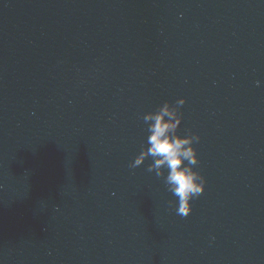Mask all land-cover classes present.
I'll use <instances>...</instances> for the list:
<instances>
[{"label":"water","instance_id":"obj_1","mask_svg":"<svg viewBox=\"0 0 264 264\" xmlns=\"http://www.w3.org/2000/svg\"><path fill=\"white\" fill-rule=\"evenodd\" d=\"M180 97L187 216L129 166ZM0 264H264V0H0Z\"/></svg>","mask_w":264,"mask_h":264},{"label":"clouds","instance_id":"obj_2","mask_svg":"<svg viewBox=\"0 0 264 264\" xmlns=\"http://www.w3.org/2000/svg\"><path fill=\"white\" fill-rule=\"evenodd\" d=\"M256 84L261 86L262 82L257 80ZM185 100L180 97L175 105L165 101L155 111L143 114V121L147 124V146L129 165L136 168L151 157L147 171L154 172L158 178L163 177L167 190L177 198V214L182 216L190 213L191 200L203 193L206 183L205 177L194 168L199 157L193 145L199 142V135L182 136L177 132L182 120L179 108Z\"/></svg>","mask_w":264,"mask_h":264}]
</instances>
